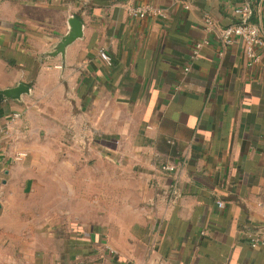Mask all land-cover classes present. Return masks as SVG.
Segmentation results:
<instances>
[{"label":"crops","instance_id":"obj_1","mask_svg":"<svg viewBox=\"0 0 264 264\" xmlns=\"http://www.w3.org/2000/svg\"><path fill=\"white\" fill-rule=\"evenodd\" d=\"M247 2L264 34V0ZM236 4L0 0V89L31 87L0 102V264H264L248 238L264 226V52L251 64L242 45L223 46ZM138 5L160 13L132 17ZM71 16L83 36L64 58L44 57ZM40 143L87 147L137 181L125 244L69 215L27 231L20 199L34 191Z\"/></svg>","mask_w":264,"mask_h":264},{"label":"rangeland","instance_id":"obj_2","mask_svg":"<svg viewBox=\"0 0 264 264\" xmlns=\"http://www.w3.org/2000/svg\"><path fill=\"white\" fill-rule=\"evenodd\" d=\"M38 146L42 159L34 191L20 199L22 217L29 221L25 224L27 231H44L46 216L56 220L69 215L72 220L85 221V226L100 221L106 231H112L115 239L125 244V231L141 214L137 181L108 158L97 160L88 155L91 149L87 147L82 149L87 152L82 156L76 144L63 151L60 145ZM67 152L74 154L69 158ZM61 226L54 225L58 231Z\"/></svg>","mask_w":264,"mask_h":264},{"label":"built area","instance_id":"obj_3","mask_svg":"<svg viewBox=\"0 0 264 264\" xmlns=\"http://www.w3.org/2000/svg\"><path fill=\"white\" fill-rule=\"evenodd\" d=\"M236 6L234 13L238 18V21L234 24L226 26L220 32L221 42L223 46L230 47L233 45H242L247 56L249 57L251 64L256 63L259 60L260 52H264V34L262 28L258 22L251 20L252 8L247 0H235ZM188 7V6H187ZM130 15L135 18H144L148 14H159L160 12L153 9L150 6L138 5L130 8ZM207 29H213V20L210 17L205 19ZM207 40L198 41L193 46V55L198 57L200 51ZM100 56L110 62L111 57L106 51H101ZM189 68H186L188 70ZM20 114H15V117H19ZM175 170V166L172 164L163 165L161 171L172 172ZM217 205L220 208L225 206V202L222 200L217 201ZM249 242L253 247L264 245V226L258 227L256 230L248 234Z\"/></svg>","mask_w":264,"mask_h":264},{"label":"water","instance_id":"obj_4","mask_svg":"<svg viewBox=\"0 0 264 264\" xmlns=\"http://www.w3.org/2000/svg\"><path fill=\"white\" fill-rule=\"evenodd\" d=\"M69 31L61 40L50 50L45 53L44 57H53L62 55L65 57L66 48L76 39L83 36V22L77 16H71L68 20ZM31 87L26 83H19L17 86L0 89V102L7 100H20L24 94H30Z\"/></svg>","mask_w":264,"mask_h":264}]
</instances>
